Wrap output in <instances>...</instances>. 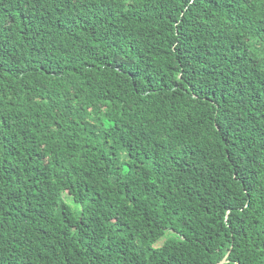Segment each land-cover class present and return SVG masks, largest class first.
<instances>
[{
    "label": "trees",
    "instance_id": "trees-1",
    "mask_svg": "<svg viewBox=\"0 0 264 264\" xmlns=\"http://www.w3.org/2000/svg\"><path fill=\"white\" fill-rule=\"evenodd\" d=\"M224 256L264 264V0H0V264Z\"/></svg>",
    "mask_w": 264,
    "mask_h": 264
},
{
    "label": "water",
    "instance_id": "water-1",
    "mask_svg": "<svg viewBox=\"0 0 264 264\" xmlns=\"http://www.w3.org/2000/svg\"><path fill=\"white\" fill-rule=\"evenodd\" d=\"M226 261V256H224L219 262H217L216 264H222Z\"/></svg>",
    "mask_w": 264,
    "mask_h": 264
},
{
    "label": "rangeland",
    "instance_id": "rangeland-1",
    "mask_svg": "<svg viewBox=\"0 0 264 264\" xmlns=\"http://www.w3.org/2000/svg\"><path fill=\"white\" fill-rule=\"evenodd\" d=\"M160 242H161V241H159V243H160ZM159 243H158V244H159Z\"/></svg>",
    "mask_w": 264,
    "mask_h": 264
}]
</instances>
